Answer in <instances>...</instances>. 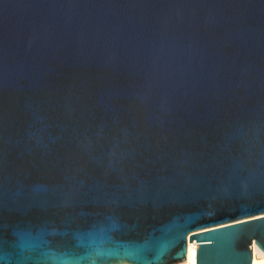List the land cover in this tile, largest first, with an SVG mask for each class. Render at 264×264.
<instances>
[{"label":"water","instance_id":"95a60500","mask_svg":"<svg viewBox=\"0 0 264 264\" xmlns=\"http://www.w3.org/2000/svg\"><path fill=\"white\" fill-rule=\"evenodd\" d=\"M264 256V0H0V264Z\"/></svg>","mask_w":264,"mask_h":264},{"label":"bare ground","instance_id":"6f19581e","mask_svg":"<svg viewBox=\"0 0 264 264\" xmlns=\"http://www.w3.org/2000/svg\"><path fill=\"white\" fill-rule=\"evenodd\" d=\"M209 231L210 230L199 231L190 235L188 239V256L186 262L183 264H197V240H193V243H190L191 236ZM253 264H264V256L253 258Z\"/></svg>","mask_w":264,"mask_h":264}]
</instances>
